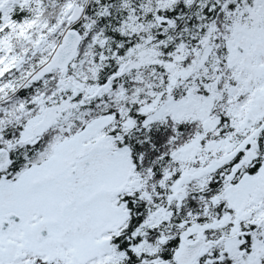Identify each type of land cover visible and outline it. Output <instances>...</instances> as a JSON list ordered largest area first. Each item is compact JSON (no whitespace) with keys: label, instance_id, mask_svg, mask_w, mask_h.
<instances>
[{"label":"snow or ice","instance_id":"snow-or-ice-1","mask_svg":"<svg viewBox=\"0 0 264 264\" xmlns=\"http://www.w3.org/2000/svg\"><path fill=\"white\" fill-rule=\"evenodd\" d=\"M0 264H264V0H0Z\"/></svg>","mask_w":264,"mask_h":264}]
</instances>
